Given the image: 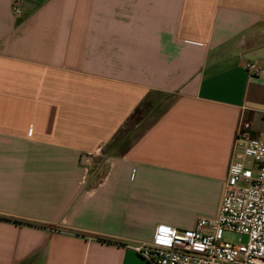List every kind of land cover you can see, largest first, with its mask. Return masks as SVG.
<instances>
[{"label": "crops", "instance_id": "1", "mask_svg": "<svg viewBox=\"0 0 264 264\" xmlns=\"http://www.w3.org/2000/svg\"><path fill=\"white\" fill-rule=\"evenodd\" d=\"M242 122L264 0H0V264H147L217 217Z\"/></svg>", "mask_w": 264, "mask_h": 264}, {"label": "built area", "instance_id": "2", "mask_svg": "<svg viewBox=\"0 0 264 264\" xmlns=\"http://www.w3.org/2000/svg\"><path fill=\"white\" fill-rule=\"evenodd\" d=\"M14 14L20 10L14 6ZM244 69L260 74L256 64ZM242 122L236 136L238 153L228 167L227 179L214 219L199 218L187 231L159 227L150 244L132 247L147 264H264V130L252 137ZM247 160L253 162L251 169ZM224 232L245 236V243L224 241Z\"/></svg>", "mask_w": 264, "mask_h": 264}, {"label": "rangeland", "instance_id": "3", "mask_svg": "<svg viewBox=\"0 0 264 264\" xmlns=\"http://www.w3.org/2000/svg\"><path fill=\"white\" fill-rule=\"evenodd\" d=\"M246 164L250 169L253 166V162L251 160H247ZM223 239L224 241L232 244L245 243L247 241V238L245 236L231 232H224Z\"/></svg>", "mask_w": 264, "mask_h": 264}]
</instances>
